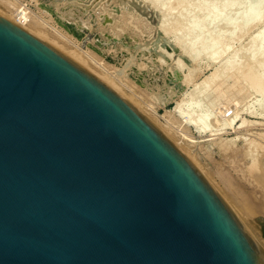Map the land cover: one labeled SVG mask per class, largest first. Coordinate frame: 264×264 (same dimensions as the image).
<instances>
[{
  "label": "water",
  "instance_id": "obj_1",
  "mask_svg": "<svg viewBox=\"0 0 264 264\" xmlns=\"http://www.w3.org/2000/svg\"><path fill=\"white\" fill-rule=\"evenodd\" d=\"M0 264H264V252L142 112L0 15Z\"/></svg>",
  "mask_w": 264,
  "mask_h": 264
},
{
  "label": "rangeland",
  "instance_id": "obj_2",
  "mask_svg": "<svg viewBox=\"0 0 264 264\" xmlns=\"http://www.w3.org/2000/svg\"><path fill=\"white\" fill-rule=\"evenodd\" d=\"M21 1L25 3L28 9L34 13L33 17L35 20L43 18L45 21L48 22V24L51 27L55 28L57 31H60L61 33L66 35L67 39L69 40L64 38L61 39V37H58L55 33H53V31H51L52 33L50 32V35L58 39V41L61 44L69 48L72 47L71 45L73 46L75 45L76 49L80 51L82 50L85 53H89V55H91L95 60L100 61L99 62L100 64L98 65L94 61L92 62V60H89V65L91 68H93L96 71H101L102 69L100 67H105L115 79L117 78L116 81L118 80L117 83L120 86L119 87L117 86L118 88H114V87L113 88L116 89L118 93H122L124 91L125 92L128 91L130 93L134 92L135 98L137 97L139 100L142 101L141 107L138 105L140 112H143V114L148 119H150V121L156 122L155 117L151 114V110H155V112L158 115L162 116L164 119H167L170 123H173L172 125L174 126V130L164 131L160 129L161 126L160 123L157 124L154 122L155 125H157V127L167 137L169 136V139L172 140V142L174 138L176 139V141L179 142V145L177 147L179 148L180 146L181 147L180 150L183 151L185 155H187V152L185 151H189L188 152L189 154L186 156L187 158H190L188 156L193 154L192 158L194 159V161H192L193 159L191 158L190 161L202 173V175L212 185L215 191L220 195V197L235 213V215L238 217L240 222L249 230V232H251L250 233L252 234L251 236H253V238L256 240L260 239L258 241L260 242L262 241L261 243L264 244V240H262L264 239V232H262L261 228L257 226V218L264 217V214L260 212H256L253 215L250 214L251 216H247L248 218L245 217L247 214L249 215V213H246L244 209L245 206L259 204V202L264 201V185H262L257 180L255 174H253L250 171L248 172L247 169L248 159L245 157V154L243 153L247 151V145L245 144V142L241 139H237L235 141H229L232 137L237 135V133L233 132L231 129L227 130L225 133L218 136V138L215 137L213 139H210L211 138L210 136H200L198 132L195 131L196 129H194L193 126H189L188 124L185 123L184 120L187 118V115H185L184 118L182 116L180 117L179 112L173 110L174 106L176 105L175 99H177V97L179 98L180 96L181 98H184L185 102L188 101L190 102V105L184 104L183 107L185 110H187L188 108L189 112H194V114H197L200 111L204 109L206 110L208 108L209 109L208 111L210 112V116H213L216 119V115H217L218 116L217 120L220 123L221 122L225 123V120L223 119L224 118L230 119L236 112L238 116L236 117L235 124L240 123V121L244 117H245L244 119L246 120L247 119L252 121L257 119L260 120L259 118L261 117L262 113H264L262 112L264 111V108H262L264 107V93H260L259 91H257L256 86L254 84L252 85L247 78H243V77L240 78L239 76V79H237L238 81L235 82L234 86L227 89L224 92V94L220 95L217 93V91L215 92V90H213L214 83L222 84V87L226 89V86L232 84L233 83L232 79H234V77L237 76L236 68L238 66L234 65L236 68L232 66L235 68V70H233V68L231 69L230 66L229 67L227 66L228 67L227 69V67L226 66L224 67L223 65V63H225L226 60L227 61L233 60L234 62L237 60L239 64L242 63L245 64L243 60L244 61L246 60L247 62L246 64H248L251 60L252 61L254 60L253 58L256 55L258 56L259 52L264 50V10H262L264 8L262 7L260 8L261 6L260 3H258L257 0H256L257 2L251 0L252 4L254 3L252 8H254L255 5L257 6L255 7L256 10L255 8L252 10V8H250L251 6H249L250 0H236V1L235 0H227V1L226 0L223 1L222 0H186L185 2L187 3H184V0H156L157 3L159 2V6L168 7L167 11L169 15L167 14L168 18H166L167 20H165L166 21L165 28L168 27V30H170L169 27H171L173 23L172 27H176L177 29L176 35L178 36L179 40L181 39V41H184L185 44H187V42L189 43L190 41L194 40L192 43L193 46H191L192 44L189 45L191 47H194L195 49V52L193 51L194 55L196 52H197L196 54L199 55V57L196 58V60L198 59L197 61L199 62V67H198L199 71H197L196 75L192 78V80L194 79V81L191 82L190 80L189 83L187 82L188 84L184 87L183 90L184 92L181 95L180 93H178L174 100H169V102L167 101L164 103L163 100L164 95L162 91H166V89L168 88L166 92L169 91L168 93L170 92L172 93L173 90L171 91V88L169 87H173L174 85H176V80L175 77L172 76L173 73L172 71L176 72L177 69H179V67L182 65L177 72H179L180 70H182L180 71V74L187 72L185 69L186 66L184 65V63L186 62L183 59V56L185 55L182 52H180V49L178 48L177 44H174L175 42L173 41V36H172L173 34L171 33L169 35H165L167 34V32L163 31L164 29L160 27L159 22H160V18L162 17L161 16L162 13L161 12L159 13L158 10L156 11L152 7V5H150L151 3L150 0H149L150 1L149 4L147 2L148 0L146 1L145 0H140V1L139 0H58L57 4H54L49 0H37V1L21 0ZM127 1H130V3ZM136 1L138 4H134L136 3ZM228 1L231 3V5H229L230 3H227ZM255 2L257 4H255ZM83 3L86 4V6ZM226 3L229 6H227ZM133 4L134 6H132ZM138 5H140L141 8ZM144 5L146 6L144 9L147 8L149 9L147 13L146 11H144V9H142ZM262 6H264V4H262ZM132 7L135 8V10L132 9ZM216 7L218 8L214 9ZM258 7L260 10L258 9ZM247 8H250L251 10ZM138 9L139 10L142 9V10L139 11ZM213 9L214 10L220 9L219 12L223 11V13L220 14L217 11H215L216 13L221 15L220 18L218 16V19L214 18L215 22L214 20H212L214 16H211L208 19V16H210L208 14L210 13L211 15L215 14ZM245 9L248 10L250 13L248 11H245ZM63 10L69 12L65 17L60 16V13ZM211 10H213L212 12H214V14L211 12ZM143 13L144 15H142ZM154 13L157 16H155ZM251 13H252L251 16L252 20L250 19V16L248 17V15H250ZM145 14L146 15L148 14L147 16L149 17H147ZM159 15L160 17H158ZM241 16L242 18H240ZM243 16L245 17V20ZM206 19L210 21L208 20L206 21ZM246 19L250 20V23ZM243 20L244 22L249 24L244 25V23L242 22ZM80 21L83 23L81 24L82 26L79 25ZM228 21L230 23L233 22L234 23L228 24ZM195 22L198 24H196ZM205 22L206 23L208 22L207 26L205 25L206 24ZM209 22L211 23L209 24ZM192 24H194V27H192L193 26ZM200 24L203 25L201 26ZM198 25L202 27V29L199 27L202 31L200 29L197 30L196 27H198ZM154 27L155 30H153ZM190 27L191 29H193L192 31ZM233 28L236 30H232ZM161 29L163 32L161 31ZM231 30L233 31V33L231 32ZM159 31L162 33L161 35L158 34ZM196 31H200V32L195 33ZM261 32L262 34L260 35ZM76 33H79L80 36L77 35ZM257 33L259 34V36L262 37V38L259 37L258 39L261 41L256 40L255 42H253V40L251 39L253 35ZM208 35H210L211 39L208 37ZM191 37L192 39L193 38L194 39L192 40ZM216 39H220V40H216ZM222 39L224 40L223 46L220 45L223 44ZM194 42L196 43L199 42V44L197 45L198 47L195 46ZM181 43L185 45L183 42ZM171 45L173 46L176 45L175 47L178 48L179 53L177 56H176L177 53L173 51ZM212 45H214L213 48L219 47L216 48L217 51H214L215 48L211 52L204 49V48H208L210 50L212 49L211 47ZM256 48L261 50H257ZM203 49L205 50V52L206 51L208 53L210 52L211 55L213 51L214 53L215 52L218 53V50H220L219 51L220 53L222 49H223V53H221L220 55L213 53L214 56L215 55H219V56H217L214 59L212 58L213 60L210 58L212 60L211 61L210 59H208L211 55L209 56L207 52L206 54L207 56H209L208 58L205 52H204L205 55L204 54L202 55ZM253 49L255 52L259 51L258 53L257 52L254 53L255 56L252 55ZM163 50H165L167 54ZM171 53L173 55H171ZM250 55L251 57L253 56L252 59H250L251 58L249 57ZM261 55H259L258 57L264 60V56ZM200 56H202L201 59ZM256 57L254 61L258 59V57L257 58ZM176 58L178 59V61L182 58L181 59L182 61H180L179 63L176 60ZM260 58L258 59L257 63L254 62L252 64L256 66L257 72H260L261 74L264 73V61L261 60V64H259ZM247 59H249V61H247ZM175 61L178 62L177 64H181V62L184 63L177 67ZM221 65L225 68V70L221 69L220 67ZM253 68L254 71L255 67ZM214 69L218 71L216 72V70ZM212 70L216 72V77H215L216 79L214 78L215 81H213V83L212 81L208 82L209 84L211 83L210 85L206 83L207 86L203 84H202L203 86L200 85V82L202 83L203 80L202 78H204L205 75L209 74ZM257 72H255L256 75H258ZM231 73L235 74V76L232 75ZM260 74H259L260 78H264L262 77L264 76V74L262 75ZM197 85L200 87L198 88ZM193 86H195V88ZM253 86L255 87L256 91L255 89H252L254 88ZM187 91L190 93L187 94L186 93ZM184 93L185 96L183 97ZM190 96L191 97L193 96V99L190 98ZM232 98L238 100V103L235 104L234 102L235 100L231 101ZM130 103L132 105H135L132 103V101H130ZM228 103H232V104L228 105ZM208 104L209 106H205ZM143 105L146 106L145 109L144 107H142ZM149 105H151V107ZM226 109H228V111ZM145 111L146 112L150 111V112L145 113ZM257 114H259L260 116H257ZM249 127L250 130H246V127H245L246 131H244V128H241L240 130L244 131V133L246 134H248L247 131H249V133L253 135H256V133L260 131H264V124H260V125L255 124L253 126L250 125L247 126V128ZM179 132H184L186 134H189L188 136L193 141L188 142L187 140H182L179 136ZM250 136L251 135H249V137ZM224 145L227 146V148H225ZM232 148L235 150H233ZM261 152L262 151L259 150V154ZM237 207H240L241 211L236 209ZM238 211H240V213ZM253 217L256 221L253 219ZM249 219L252 220L250 221ZM252 222L253 223L256 222L255 226L254 224H252ZM254 236H256L257 238Z\"/></svg>",
  "mask_w": 264,
  "mask_h": 264
},
{
  "label": "bare ground",
  "instance_id": "obj_3",
  "mask_svg": "<svg viewBox=\"0 0 264 264\" xmlns=\"http://www.w3.org/2000/svg\"><path fill=\"white\" fill-rule=\"evenodd\" d=\"M37 1V0H36ZM49 1H51L52 3H54V4H57V1L58 0H49ZM140 1V0H139ZM146 1V0H145ZM151 1V3H150V5H152V7L157 11H159V13L161 12L162 13V17L160 18V22L159 21H157V22H159V24H160V27L162 28V29H164L163 31H166L167 32V34H165V33H163V34H165V35H169V34H173L172 36H173V41L175 42L174 44H177V46H178V48L180 49V52H182L184 55H185V57H187V58H189L191 61H192V63H184V62H181V64H183L184 63V65L186 66V71L187 72H184V73H181L180 74V71H182V70H180L179 72H177L179 69H180V67L182 66L181 64H177L178 62L180 63V61H182L181 59L178 61V59L176 58V60L178 61H175V63L177 64V67L179 66V65H181L180 67H179V69H177V71L175 72V71H172L173 73H172V76L173 77H175V80H176V85H174L175 86V89H177V90H175L174 89V86L173 87H169V88H171V91L173 90V94L170 92V93H168V92H166L167 91V89H166V91H162V93H163V95H164V98H163V100H164V103L165 102H169V100H174L175 99V97H176V95L178 94V93H180V95L184 92L183 90H184V87L189 83V81L191 80V82L192 81H194V79L192 80V78L196 75V72L197 71H199L198 70V67H199V62L196 60V58L197 57H199V55L198 54H196L195 53V55H194V53H193V51L195 52V49H194V47H191V46H193V39H192V37H191V39L193 40V41H190L189 43L187 42V44H185V42L184 41H181V39L179 40V38H178V36L176 35V27H172V25H173V23H172V25H171V27H169L170 28V30H168V27L167 28H165V25H166V21L165 20H167L166 18H168L167 17V14H168V7H166V6H164L163 4H166V3H163L162 5L164 6V7H162V6H159V2L157 3V1L156 0H150ZM149 0L147 1L148 2V4H149V2H150ZM186 0H184V3H187V2H185ZM223 1V0H222ZM227 1V0H226ZM236 1V0H235ZM254 1H256V0H254ZM258 1V3H260V8L262 7V8H264V6H262V4H264V3H262V2H264V1H262V0H257ZM256 1V2H257ZM261 1V2H260ZM87 2V1H86ZM92 2V1H91ZM96 2V1H95ZM127 2H129L130 3V1H127ZM181 2V1H180ZM234 2V1H233ZM255 2V4H257ZM124 3H125V1H124ZM141 3V2H140ZM139 3V4H140ZM183 3V2H182ZM200 3V2H199ZM227 3H230L229 1L227 2ZM226 3V5L227 6H229V5H231V3L228 5ZM249 3L250 4H252V1L250 0L249 1ZM248 3V4H249ZM50 4V3H49ZM76 4V3H75ZM84 4V3H83ZM134 4H138L137 3V1H136V3H134ZM134 4L132 5V6H134ZM148 4H147V7H148ZM225 4V3H224ZM233 4V3H232ZM249 4V6H251L250 8H252V6L254 5V3L252 4V5H250ZM72 5V4H71ZM85 6H86V4H84ZM128 5V4H127ZM168 5H169V3H168ZM245 5V4H244ZM92 6V5H91ZM136 6V5H135ZM139 7H140V5H138ZM143 6V5H142ZM176 6V5H175ZM199 6V5H198ZM197 6V7H198ZM247 6V5H246ZM62 7V6H61ZM131 7V6H130ZM137 7V6H136ZM146 6L144 5V7L142 8V9H144ZM203 7V6H202ZM248 7V6H247ZM255 7H257L256 5H255ZM254 7V8H255ZM49 8V7H48ZM141 8V7H140ZM139 8V9H140ZM170 8V7H169ZM199 8V7H198ZM218 7H216V8H214V9H217ZM250 8H247V9H250ZM254 8H252V10L254 9ZM60 9V8H59ZM127 9V8H126ZM131 9V8H130ZM132 9H134L135 10V8H133L132 7ZM138 9V10H139ZM141 9V10H142ZM151 9V8H150ZM213 9V10H214ZM258 9H259V7H258ZM137 10V11H138ZM141 10H139V11H141ZM149 9L147 8V9H144V11H146V13H147V11H148ZM171 10V9H170ZM213 10H211V12L213 11ZM220 10V9H219ZM219 10H214V12L215 11H217L219 14L220 13H223V11L221 12H219ZM222 10V9H221ZM251 10V9H250ZM255 10H256V8H255ZM260 10V9H259ZM262 10H264V9H262ZM128 11V10H127ZM138 11V12H139ZM144 11H142V12H144ZM167 11V12H166ZM245 11H248V10H246L245 9ZM58 12V11H57ZM210 12V11H209ZM214 12H212L213 14H214ZM249 12V11H248ZM248 12H247V14H248ZM67 13H69L68 11L66 12V11H62L61 13H60V16H62V17H65V16H67ZM108 13V12H107ZM140 13V12H139ZM150 13V12H149ZM218 13H216L215 12V14L214 15H211V13L210 14H208V15H210V16H208V19L211 17V16H214L213 18H212V20H214V22H215V19L214 18H216V19H218V16H219V18H220V16L221 15H219ZM250 13V12H249ZM262 13V12H261ZM0 14L1 15H3V16H6L9 20H11V21H13L14 23H16V24H18L19 26H21V27H23L24 29H26V30H28V31H30L32 34H34V35H36V36H38V37H40V38H42V39H44V40H46L47 42H49V43H51V44H53L54 46H56V47H58L59 49H61L62 51H64L66 54H68V55H70L71 57H73V58H75L77 61H79L82 65H84L87 69H89L90 71H92L93 73H95L97 76H99L106 84H108L109 86H111L112 88L114 87V88H118L120 85L117 83V81H116V79L111 75V73H109V71L105 68V67H100L102 70L101 71H96V70H94L93 68H91L90 67V65H89V60H92V62L94 61L96 64H100L99 62L100 61H97V60H95L91 55H89V53H85V52H83L82 50L80 51V50H78V49H76L75 48V45L73 46V45H71L72 47H67V46H65V45H63V44H61L59 41H58V39H56V38H54V37H52L51 35H50V32L51 31H53V33H55L58 37H61V39L62 38H64V39H67V37H66V35L65 34H63V33H61L60 31H57L55 28H53V27H51L49 24H48V22L47 21H45L43 18H40V19H38V20H35L34 19V17H33V15H34V13L31 11V10H29L28 9V7H27V5L25 4V3H23L21 0H0ZM40 14V13H39ZM155 14V13H154ZM245 14V13H244ZM243 14V15H244ZM258 14V13H257ZM105 15V14H104ZM142 15H144V13L142 14ZM146 15V14H145ZM148 15V14H147ZM146 15V16H147ZM153 15V14H152ZM160 15L158 16V17H160ZM169 15V14H168ZM207 15V14H206ZM254 15V14H253ZM103 16V15H102ZM141 16V15H140ZM247 16V15H246ZM250 16V19H251V16H252V13L250 14V15H248V17ZM262 16V15H261ZM100 17V16H99ZM142 17V16H141ZM144 17V16H143ZM147 17H149V16H147ZM151 17V16H150ZM244 17V16H243ZM258 17V16H257ZM154 18V17H153ZM156 18V17H155ZM240 18H242V16L240 17ZM254 18V17H253ZM256 18V17H255ZM158 19V18H157ZM208 19H206V21L208 20ZM249 19V18H248ZM248 19H246V20H248ZM127 20V19H126ZM144 20V19H143ZM142 20V21H143ZM159 20V19H158ZM228 20H229V18H228ZM232 20V19H231ZM244 20H245V17H244ZM244 20L242 21L243 23H244V25L246 24H249L250 23V20H248V22L249 23H246V22H244ZM252 20V19H251ZM254 20V19H253ZM106 21V20H105ZM104 21V22H105ZM146 21H147V19H146ZM151 21V20H150ZM150 21H148V22H150ZM204 21V20H203ZM208 21H210V20H208ZM217 21V20H216ZM224 21H226V20H224ZM257 21H259V20H257ZM108 22V21H107ZM121 22V21H120ZM212 22V21H211ZM211 22H209V24L211 23ZM233 22V21H232ZM79 23V22H78ZM77 23V24H78ZM123 23V22H122ZM153 23V22H152ZM175 23V22H174ZM194 23V22H193ZM196 23V22H195ZM203 23V22H202ZM206 23V22H205ZM222 23V22H221ZM234 23V22H233ZM233 23H230L229 21H228V24H233ZM243 23H242V25H243ZM81 24H83L81 21H80V23H79V25H81ZM150 24V23H149ZM176 24H178V23H176ZM196 24H198V23H196ZM195 24V25H196ZM217 24V23H216ZM225 24V23H224ZM227 24V23H226ZM122 25V24H121ZM135 25V24H134ZM193 26L192 27H194V24H192ZM201 25V24H200ZM203 25V24H202ZM201 25V26H202ZM206 26L208 25V22L205 24ZM82 26V25H81ZM152 26V25H151ZM155 26V25H154ZM159 26V25H158ZM157 26V27H158ZM176 26V25H175ZM201 26H199L198 25V27H196L197 28V30L198 29H202V27ZM234 26V25H233ZM134 27V26H133ZM156 27V28H157ZM200 27V28H199ZM236 27V26H235ZM136 28V27H135ZM152 28V27H151ZM159 28V27H158ZM204 28V27H203ZM49 29H51V30H49ZM160 29V28H159ZM162 29H161V31H162ZM190 29H191V27H190ZM200 29V30H201ZM238 29H239V27H238ZM243 29V28H242ZM127 30V29H126ZM138 30V29H137ZM153 30H155V27H154V29ZM168 30V31H167ZM193 29H191V31H192ZM196 30V29H195ZM194 30V31H195ZM232 30H236V29H232ZM231 30V32L233 33V31ZM162 31V32H163ZM189 31V30H188ZM194 31H193V33H194ZM202 31V30H201ZM239 31V30H238ZM152 32V31H151ZM197 32H200V31H196L195 33H197ZM236 32V31H235ZM243 32H245V31H243ZM52 33V32H51ZM192 33V34H193ZM203 33V32H202ZM219 33V32H218ZM229 33V32H228ZM231 33V34H232ZM258 33H259V31H258ZM254 34L253 35V37H252V39L251 40H253V42H255L256 40L257 41H261V40H258L259 39V37L260 38H262L261 36H259V34ZM134 34V33H133ZM230 34V35H231ZM262 34V32L260 33V35ZM188 35V34H187ZM191 35V34H190ZM189 36V35H188ZM205 36V35H204ZM217 36V35H216ZM229 36V35H228ZM57 37V38H58ZM195 37V36H194ZM199 37V36H198ZM208 37L210 38V35H208ZM187 38V37H186ZM185 38V39H186ZM190 38V37H189ZM188 38V39H189ZM213 38V37H212ZM229 38V37H228ZM236 38V37H235ZM211 39V38H210ZM225 39V38H224ZM234 39V38H233ZM60 40V39H59ZM67 40H69V39H67ZM135 40V39H134ZM203 40V39H202ZM206 40V39H205ZM209 40V39H208ZM213 40V39H212ZM215 40V39H214ZM216 40H220V39H216ZM223 40V39H222ZM172 41V42H173ZM189 41V40H188ZM181 42H183L185 45H183ZM201 42V41H200ZM207 42V41H206ZM205 42V43H206ZM224 42V40L222 41V43ZM226 42V41H225ZM228 42V41H227ZM64 43V42H63ZM212 43V42H211ZM213 43H215V42H213ZM216 43H217V41H216ZM189 44H192L191 46L189 45ZM194 44H195V46H197L198 44H199V42L198 43H196V42H194ZM203 44V43H202ZM251 44H252V42H251ZM207 45V44H206ZM220 45H224V43L223 44H220ZM258 45V44H257ZM138 46V45H137ZM176 46V45H175ZM213 46L214 45H212L211 47H212V49H208V48H204V49H206V50H208V51H212L214 48H213ZM221 46V47H222ZM261 46V45H260ZM140 47V46H139ZM198 47V46H197ZM201 47V46H200ZM208 47V46H207ZM211 47H209V48H211ZM254 47V46H253ZM194 50H193V49ZM216 48H219V47H216ZM215 48V49H216ZM138 49V48H137ZM199 49H202V48H199ZM203 49V52H202V55L204 54V52H205V50ZM214 49V51H217V49L215 50ZM257 49V48H256ZM255 49V50H256ZM162 50V49H161ZM257 50H261V49H257ZM164 52H165V50H163ZM202 51V50H201ZM214 51L212 52V55H211V53L209 52H207V54L210 56H207V54H206V52H205V54H206V56H207V58L208 59H214V58H216L217 56H219L221 53H223V49H222V51L219 53V51L220 50H218V53L217 52H215L216 54H219V55H215L214 56ZM225 51V50H224ZM257 53L259 52V51H256ZM255 51H254V49H253V56H255L254 55V53H256ZM262 52V53H261ZM261 52H259L258 53V56L259 55H261V54H264V50H262ZM85 53V54H84ZM166 53V52H165ZM173 53V52H172ZM171 53V55H173ZM198 53H199V51H198ZM214 53V54H213ZM167 54V53H166ZM175 54V53H174ZM204 54V55H205ZM85 55H87V56H85ZM131 55V54H130ZM168 55H170V54H168ZM167 55V56H168ZM178 54H176V56H177ZM183 56V55H182ZM196 56V57H195ZM252 56V57H253ZM257 56V55H256ZM255 56V57H256ZM257 56V57H258ZM261 56H264V55H261ZM201 57L202 56H200V59H201ZM249 57H251V55L249 56ZM252 57L250 58V59H252ZM255 57L253 58L254 60H255ZM256 57V58H257ZM179 58V57H178ZM260 57H258V59H259ZM184 59V58H183ZM210 59V60H211ZM212 59V60H213ZM258 59L256 60V61H250L248 64H246L247 62H246V60L244 61L243 60V62L245 63V64H239L238 62H237V60L234 62L233 60H226L225 61V63H223V65H224V67L226 66H230L231 67V69L233 68V70H235V66H238L237 68H236V70H237V72H236V75L238 76V78H237V76L236 77H234V79H232L233 80V83L232 84H230V85H228V86H226V89H224V87H222V84H215L214 83V88H213V90H215V92L217 91V93L218 94H224V92L227 90V89H229V88H231L232 86H234V84H235V82L236 81H238L237 79H239V76H240V78L241 77H243V78H247L248 80H249V82L253 85H255L256 86V88H257V91H259L260 93H264V78H260V76H259V74H260V72H257V68H256V66L254 65V64H252V63H254V62H256L257 63V61H258ZM211 60V61H212ZM261 58H260V63L259 64H261ZM184 61H185V59H184ZM247 61H249V59H247ZM262 61H264V60H262ZM186 62V61H185ZM237 62V63H236ZM241 62V61H240ZM174 63V64H175ZM175 64V65H176ZM222 64V63H221ZM238 64V65H237ZM173 65V64H172ZM174 65V66H175ZM220 65V64H219ZM235 65V66H234ZM255 67V72H257V74L258 75H256V73L253 71V67ZM218 66V65H217ZM232 66H234V67H232ZM259 66V65H258ZM257 66V67H258ZM173 67V66H172ZM176 67V68H177ZM221 67V69H224L225 70V68L221 65L220 66ZM223 67V68H222ZM228 67H227V69H228ZM218 69V68H217ZM173 70H174V68H173ZM214 70H216V69H214ZM260 70V69H259ZM218 70H216V72H217ZM216 72L215 71H211L209 74H207V75H205V77L204 78H202L201 80H202V83L200 82V85H205V86H207L206 85V83H208V82H210V81H212V83H213V81H215L214 80V78L216 77ZM222 72V71H221ZM224 73V72H223ZM235 73V72H234ZM232 75H234L235 76V74H233V73H231ZM262 74H264V73H261L260 75H262ZM177 75V76H176ZM218 75H219V72H218ZM225 75V74H224ZM262 77H264V76H262ZM225 78H226V76H225ZM233 78V77H232ZM216 79V78H215ZM224 81V80H223ZM188 82V83H187ZM197 82V81H196ZM120 83V82H119ZM198 83V82H197ZM220 83V82H219ZM165 84V83H164ZM191 84V83H190ZM195 84V83H194ZM209 84V83H208ZM211 84V83H210ZM209 84V85H210ZM202 85V86H203ZM251 85V86H252ZM118 86V87H117ZM165 86H167V85H165ZM196 86V85H195ZM195 86H193L194 88H195ZM198 86V85H197ZM204 86V87H205ZM192 87V88H193ZM200 86H198V88H199ZM254 87V86H253ZM113 88V89H114ZM163 88V87H162ZM166 88V87H165ZM203 88V87H202ZM234 88V87H233ZM186 89V88H185ZM190 89V88H189ZM212 89V88H211ZM252 89H255V87L254 88H252ZM114 90H116V89H114ZM120 90V89H119ZM194 90V89H193ZM239 90H241V89H239ZM117 91V90H116ZM121 91V90H120ZM124 91V90H123ZM255 91H256V89H255ZM122 92V91H121ZM193 92V91H192ZM187 94L188 93H190V92H186ZM121 96H123L126 100H128L129 102L130 101H132V103L133 104H135L134 106L139 110V106L141 107V105H142V101L141 100H139L137 97L135 98V93L133 92V93H130V92H122V93H119ZM162 95V96H163ZM194 95V94H193ZM134 96V97H133ZM185 96V93H184V95H183V97ZM189 96V95H188ZM158 97V96H157ZM160 98V97H159ZM190 98H192L193 99V96L191 97L190 96ZM195 98H197V97H195ZM159 100V99H158ZM161 100H162V98H161ZM210 100H212V99H210ZM230 100V99H229ZM235 100V98H232V100L231 101H234ZM175 101H176V105L174 106V108H173V110L174 111H178L179 112V114H180V117L182 116L183 118L185 117V115H187V118L184 120L185 121V123L186 124H188L189 126H193L194 127V129H196L195 131L196 132H198V134L200 135V136H210L209 138L210 139H213V138H215V137H217L218 138V136H220L221 134H223V133H225L227 130H232L233 132H236L237 133V135H235L234 137H232L229 141H235V140H237V139H241V140H243L244 142H245V144L247 145V151H245V152H243L244 154H245V157L248 159L247 160V163H248V165H247V169H248V172L250 171V172H252L253 174H255V176H256V178H257V180L262 184V185H264V131H260V132H258V133H256V135H253V134H250L249 133V131H247L248 132V134H246V133H244V131H246V130H250V127L249 128H247V126H253V125H255V124H264V113H262V115H261V117L259 118L260 120H254V121H252V120H246V119H242L241 121H240V123H237V124H235V121H236V117L238 116V114H237V112L229 119L228 117V119H226V118H224L223 120H225V123H220L217 119H218V116L216 115V119L213 117V116H210V112L208 111L209 109L207 108L206 110L204 109V110H202V111H200L199 113H197V114H194V112H189L188 111V108H187V110H185L184 109V104H189L190 105V102L188 101V102H185L184 101V98H181L180 96H179V98L177 97V99H175ZM214 101V100H213ZM192 102V101H191ZM211 102V101H210ZM209 102V103H210ZM235 102V104H237L238 103V100H235L234 101ZM202 103V102H201ZM195 104V103H194ZM199 104V103H198ZM229 104H232V103H228V105ZM139 105V106H138ZM197 105V104H196ZM150 107H151V105H149ZM188 106V105H187ZM205 106H209V104L208 105H205ZM212 106H213V104H212ZM142 107H144V109H145V105H143ZM198 108V107H197ZM212 108V107H211ZM235 108V107H234ZM262 108H264V107H262ZM141 109V108H140ZM151 109V108H150ZM223 109V108H222ZM230 109H231V107H230ZM143 110V109H142ZM227 111H228V109H226ZM140 111V110H139ZM144 111V110H143ZM197 111V110H196ZM219 111V110H218ZM261 111H262V109H261ZM260 111V112H261ZM147 112H150V111H147ZM146 111H145V113H147ZM231 112H233V111H231ZM262 112H264V111H262ZM143 113V112H142ZM176 113V112H175ZM222 113V112H221ZM151 114L155 117V119H156V122L155 121H153V123L155 122V123H160V129L161 130H166V131H171V130H174V126L172 125L173 123H170L167 119H164L162 116H160V115H158L156 112H155V110H151ZM213 114V113H212ZM211 114V115H212ZM229 114V113H228ZM259 114H257V116H260ZM176 115V114H175ZM164 116V115H163ZM215 116V115H214ZM221 116V115H220ZM152 117V116H151ZM171 117V116H170ZM213 117V118H212ZM149 118H150V116H149ZM150 120V119H149ZM220 120V119H219ZM222 120V121H223ZM228 120V121H227ZM224 122V121H223ZM154 123V124H155ZM183 123V122H182ZM157 126V125H156ZM176 126V125H175ZM177 127V126H176ZM245 127H246V130H245ZM241 128H244V131H242V130H240ZM171 133V132H170ZM170 133H168V134H170ZM189 134H186V133H184V132H179V136H180V138L182 139V140H187L188 142L189 141H193L189 136H188ZM249 135H251L250 137H249ZM168 138H169V136H168ZM175 139V138H174ZM173 139V143L176 145V146H178L179 145V142L178 141H176V139L174 140ZM222 139V138H221ZM228 139V138H227ZM172 141V140H171ZM187 143V142H186ZM222 143V142H221ZM225 146V145H224ZM181 147L179 146V149H180ZM225 148H227V146H225ZM183 149V148H182ZM233 149V148H232ZM184 150H185V148H184ZM189 150V149H188ZM233 150H235V149H233ZM246 150V149H245ZM259 150L260 151H262L260 154H259ZM183 152V151H182ZM185 152H187V155L189 154L188 152L189 151H185ZM184 153V152H183ZM186 155V156H187ZM188 157H190L191 159H193L192 157H193V154L192 155H189ZM190 158H188L189 160H190ZM196 159V158H195ZM192 161H194V159L192 160ZM196 161V160H195ZM248 175V174H247ZM231 200V199H230ZM232 201V200H231ZM237 206V205H236ZM236 209H238V210H240V207H237ZM244 209H245V211H246V213H249V215L247 214L245 217H247V216H251V215H253L254 213H256V212H260V213H262V214H264V201H261V202H259V204H254V205H250V206H245L244 207ZM241 211V210H240ZM240 211H238L239 213H240ZM245 213V212H244ZM251 214V215H250ZM244 215V214H243ZM242 215V216H243ZM244 217V216H243ZM256 217V216H255ZM248 218V217H247ZM246 218V219H247ZM253 219H254V217H253ZM248 220V219H247ZM250 220V219H249ZM252 220V219H251ZM250 220V221H251ZM255 220V219H254ZM249 221V222H250ZM256 221V220H255ZM256 223V222H255ZM255 223H253L252 222V224H254V226H255ZM251 224V223H250ZM258 226V225H257ZM250 227V226H249ZM252 228V227H251ZM250 228V229H251ZM252 231V230H251ZM257 231V230H256ZM251 233V232H250ZM254 234V233H253ZM252 235V234H251ZM257 236V235H256ZM256 236H254V237H256ZM253 237V236H252ZM257 238V237H256ZM258 240H260V239H258ZM258 240H256L255 239V241H256V243H257V245H258V247H259V249L262 251V252H264V244H262L260 241H258ZM262 240H264V239H262Z\"/></svg>",
  "mask_w": 264,
  "mask_h": 264
}]
</instances>
